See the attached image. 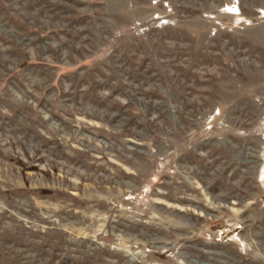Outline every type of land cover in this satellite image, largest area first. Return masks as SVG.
Listing matches in <instances>:
<instances>
[{
    "label": "rangeland",
    "instance_id": "rangeland-1",
    "mask_svg": "<svg viewBox=\"0 0 264 264\" xmlns=\"http://www.w3.org/2000/svg\"><path fill=\"white\" fill-rule=\"evenodd\" d=\"M0 264H264V0H0Z\"/></svg>",
    "mask_w": 264,
    "mask_h": 264
}]
</instances>
